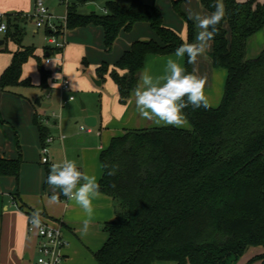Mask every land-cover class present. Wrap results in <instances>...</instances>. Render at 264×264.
Wrapping results in <instances>:
<instances>
[{"label": "trees", "instance_id": "1", "mask_svg": "<svg viewBox=\"0 0 264 264\" xmlns=\"http://www.w3.org/2000/svg\"><path fill=\"white\" fill-rule=\"evenodd\" d=\"M98 1L67 3L66 28L102 27L106 50L122 30L139 22L148 23L159 38V42L134 41L110 71L124 103L139 80L147 55L173 54L184 40L163 23L154 3L131 0L123 8L115 0H106L101 12L79 9ZM199 1L209 13L214 11L215 0ZM181 2L173 0V5L186 19V40L192 42L194 22L184 16ZM223 2L226 15L217 26L209 53L212 66L226 70L220 104L209 110L186 108L190 128L128 129L113 137L100 153L98 183L101 193L113 198L115 217L102 225L108 238L93 253L97 264H152L157 260L235 264L250 246L264 248V49L253 58L246 57L248 38L264 30V2ZM4 16L0 52L7 50L9 40L19 48L0 75V88L15 92L18 87L32 86L28 78H22V69L34 56V48H21L22 29L12 15ZM184 68L193 72L187 57ZM107 70V63L97 68L101 74ZM48 75L41 68L39 87H47ZM34 123L44 143L48 127L37 115ZM21 164L20 156L0 157V176H14L18 181ZM113 165H118V171L108 175ZM253 259L264 264V253Z\"/></svg>", "mask_w": 264, "mask_h": 264}, {"label": "crops", "instance_id": "2", "mask_svg": "<svg viewBox=\"0 0 264 264\" xmlns=\"http://www.w3.org/2000/svg\"><path fill=\"white\" fill-rule=\"evenodd\" d=\"M31 1L32 0H0V12H5L6 10H12L13 13L6 14H22L23 12H29L31 9ZM72 2L73 0H68ZM106 0H99V6H103V3ZM116 1V0H115ZM146 3H154L147 2L148 0H143ZM239 2H243L244 0H238ZM257 2L262 3L264 0H257ZM118 3V2H117ZM200 3V1H199ZM102 4V5H101ZM119 4V3H118ZM67 5V4H66ZM98 3H95V10H97ZM120 5V4H119ZM156 5V4H155ZM157 6V5H156ZM200 6H203L200 3ZM158 7V6H157ZM49 11L54 14L53 9L47 6ZM102 8V7H101ZM159 8V7H158ZM81 12L86 13L88 10L86 6L79 8ZM203 15L210 14L206 9H204ZM27 14V13H26ZM66 15V10H65ZM16 22V21H15ZM20 28L22 29L23 35L21 38V48H25L26 45L24 43V37L26 33V28L28 22H25L21 19ZM146 22H139L133 26V33L138 32L139 29H145V33L138 34L132 39L128 40V44L120 45L119 49H116V45L119 42V38L114 41L115 50L113 55L116 56L112 62L114 64L122 55V53L130 48L132 42L139 40L141 38L153 39L159 42V38L156 37L155 33L150 32L146 26H144ZM148 24V23H147ZM167 27L175 30L173 26L170 24L164 23ZM149 25V24H148ZM102 29L100 26L88 25L85 27H78L73 31L71 30L67 35L69 37H84V40H80L81 44L86 46L84 49V53L87 54L88 57L94 56V60L97 64V68L102 64L106 63L107 55L102 52V48L100 44L92 45L90 41V35L97 33L100 35V30ZM103 30V29H102ZM36 32V30H34ZM82 32L83 33L82 35ZM178 33V32H177ZM180 33V34H179ZM178 34L184 38L185 31L181 29ZM80 34V35H79ZM141 37V38H140ZM103 40H104V32H103ZM72 42V41H71ZM12 48L14 52H16L19 46L11 41ZM51 48L50 45L45 46L44 49ZM93 48H96L94 55L89 51ZM104 48L105 45H104ZM264 49V30H259L251 37L248 38L246 44V54L250 51L251 53L258 54L262 49ZM211 48L207 51L206 55L198 57L197 62L193 64V72L199 76L206 78V87L205 92L209 98L210 104L212 107H217L220 104L223 95V89L226 79V72L222 70H217L212 66L211 59L209 56ZM14 52H11L14 54ZM2 52H0L1 54ZM174 54V53H173ZM173 54L168 55H156L149 54L146 57L144 68L149 69L153 74L162 73L166 60ZM10 55V56H11ZM46 57L50 58V53H45ZM35 56V50H34ZM33 57V56H32ZM98 57V58H97ZM97 58V60H96ZM46 61V60H45ZM52 59L46 63L50 64ZM58 61L61 60L58 58ZM181 65L184 67V58L179 61ZM9 64L8 56H0V72L5 70L7 65ZM97 77L100 73L97 71ZM59 70H62L61 66ZM142 70V71H143ZM141 71V72H142ZM1 72V74H2ZM23 72V69H22ZM140 72V73H141ZM105 73L102 74L101 83L104 81ZM218 76V77H217ZM23 78V77H22ZM66 78V77H64ZM24 79V78H23ZM224 82V84H223ZM222 83V84H221ZM221 86H223L220 88ZM116 85V84H115ZM31 87H39V84H33ZM117 87V86H116ZM67 91H70L67 90ZM74 97V96H73ZM116 98L118 102H120L119 111L124 109V114L118 115L120 120L118 122L107 123L106 127L103 130L101 129V117L96 113V111H89L87 108V114L96 117V126L84 128L87 133H99L100 137L103 138V141L98 144V146H94L93 153L89 152L88 149V160L90 164V168L88 171H85L88 175H95L97 178V182L102 175V168L100 162V153L104 150L110 143V140L113 137L123 135L128 129H145L154 127L153 123L143 120L139 117L135 110V106L133 104L132 95L126 99L124 103H121L120 96L118 93V89L116 91ZM69 98V101H74ZM35 99L29 97L24 93L18 92H7L3 91L0 88V157L6 159H17L19 156L21 157L22 164L23 159L22 155H24V150L28 145L26 142L29 139L32 141V145L35 146V149L39 146V141L41 143L39 130L34 123L35 117ZM40 106V105H38ZM43 107V106H42ZM49 107V106H48ZM56 124V122H55ZM85 126V125H84ZM186 128H190V125ZM13 130L18 132L19 140L21 141V150L20 146L17 149L14 148L13 144ZM49 135L52 137V140L46 144L48 148V162H50L53 156H50V145L53 142V135ZM59 141H62L59 135L56 137ZM79 142L83 141V136H79ZM44 143H41L43 146ZM41 155V154H40ZM41 158V157H40ZM46 162L45 164H47ZM95 162L99 163L100 168L97 170ZM21 164V167H22ZM20 175V174H19ZM19 179L18 181L14 176H0V264H25L24 261L29 259V255L34 250L36 252V244L37 241L34 238H31L28 235V214L29 212L33 213L36 210H39L40 216L43 217L48 223L53 226H59L62 230V234L64 238L68 241V245L64 249L65 260L63 264H97L95 262V258L93 253L100 249L103 244L106 242L108 235L105 231L102 230V225L105 222H108L115 217V202L112 197L109 195L102 193L100 199L94 200V214L92 217V221L89 227V232L86 236H81L80 229L82 228V222L86 219V215L83 210L75 204L74 201H69L66 197H64L60 193H56L59 196L58 203H50L49 205L39 204L34 205L28 198L25 197L24 194L19 193ZM50 192V191H49ZM7 194V195H5ZM53 195V194H52ZM264 253V248L260 247L255 255H259ZM252 256V255H251ZM173 264H175L173 262Z\"/></svg>", "mask_w": 264, "mask_h": 264}, {"label": "rangeland", "instance_id": "3", "mask_svg": "<svg viewBox=\"0 0 264 264\" xmlns=\"http://www.w3.org/2000/svg\"><path fill=\"white\" fill-rule=\"evenodd\" d=\"M65 1L43 0V3L45 6H49L53 9L54 16L58 18L57 21H62L65 17ZM69 2L70 1H68V3ZM116 2H118L123 8H126L130 5L131 0H116ZM147 2H154L162 13L163 23L170 24L178 33L182 29L185 31V34L184 38H181L183 40L187 39L188 28L186 19L174 7L173 0H148ZM97 3V11L101 12L102 6H99V1ZM33 8L34 0L31 1V9L29 12H23L20 15H12V20H15L20 26L22 23L21 19L24 20L23 18L29 17L33 12ZM180 9L184 13V16L189 19L196 14L203 15L205 12L200 6L199 0H182ZM13 12L14 11L12 10H6L5 12H0V15ZM4 20H6V17H4ZM191 20L194 22L193 19ZM144 26L152 32V29L147 23H144ZM194 27L196 36L199 29L195 22ZM76 28L73 29L75 30ZM73 29H65V33H63V31L61 32L64 34V46L61 49H53L51 51L49 57L52 61L50 64H47L45 61L48 57L45 55L47 51L44 47L49 45V36L46 27H37L32 19L27 24L24 37V43L34 48L35 56L30 57L24 63L22 77L24 79L28 78L31 83L38 85L41 83V68L49 72V75L47 76V87H18L16 90L32 97L33 99L40 97L41 102L49 104V107L35 105V115H37L38 119H46L48 117L47 122L43 124L50 129V134L53 135L54 138L50 145V156H53V158L47 164L41 162L40 154L42 142L40 143V141L39 146L35 149V146L32 145V141L29 139V141L26 142L28 145L24 150V155H22L23 164L19 175V193L20 195L21 193L24 194L34 205H49L51 203L50 197L53 194V188L47 184L46 181L48 176L47 169L50 170L53 163L62 162L65 158L72 159L77 162L78 167L83 172L88 171L90 168L88 149L90 153H93L94 146H98V144L103 141V138L99 135L100 131L96 134L92 132L95 130L93 129L91 133H87L81 128V126L84 125L81 102L84 103L89 111L94 110L101 117V129L99 130H103L106 125H108L107 123L113 124L114 122H118L120 120L118 115L124 114V109L122 111H119L118 109L120 102H118V99L116 98L117 87L110 76V71L114 68V62L112 61L116 58V56L113 55L115 50L114 43L110 50L104 48L103 30L101 28H99L101 32L100 35H97V33L90 35L92 45L100 44L101 48L103 47L101 49L102 52L107 55L106 63L108 64V70L105 73L106 76L104 81L100 85H97L94 82V79L98 78V76H95L97 64L94 60V56L90 58L84 53V48L86 46L79 42L80 40H84V37H69L67 35L71 30L73 31ZM34 30H36V32ZM145 31V29L141 28L138 32L135 31L133 33V27L128 31L122 30L117 37L119 38V42L116 45V49H119L120 45L128 44V40L138 34L145 33ZM0 33H2V31H0ZM83 33L85 32H82V35ZM141 39L147 40L148 38ZM30 46H26L25 48H29ZM6 47L7 50L3 51L0 56H8V65H10L13 58V53L11 55V52H14L11 40L7 41ZM95 50L96 48H93L89 52L94 55L93 53H95ZM256 55L257 54H253L249 51L246 54V57L253 58ZM58 58L61 60L60 62L58 61ZM60 66L62 70H59ZM216 69L226 72L223 68ZM63 77H66L70 81V91H63L60 89V82ZM221 84L220 88L222 87L223 89ZM70 96H74L75 100L69 101ZM86 107L85 110L88 111ZM41 120L42 119L39 121ZM58 135L61 137L62 141H59L56 138ZM80 135L83 136L82 142L78 141ZM13 144L15 149L20 146L19 148L21 150L22 144L16 130H13ZM95 164L98 170L100 165L98 162H95ZM55 191L56 193H60L59 189H56ZM32 227L33 229L31 231L27 229L28 235L37 241L38 235L36 227ZM260 247L261 246H250L235 264H262L259 259H253L257 256L255 253ZM31 251L29 259L24 261L25 264H37V252L34 250ZM64 260L62 264L64 263ZM152 264H173V261L157 260Z\"/></svg>", "mask_w": 264, "mask_h": 264}, {"label": "clouds", "instance_id": "4", "mask_svg": "<svg viewBox=\"0 0 264 264\" xmlns=\"http://www.w3.org/2000/svg\"><path fill=\"white\" fill-rule=\"evenodd\" d=\"M214 11L208 15L196 14L194 20L199 31L192 42L184 40L175 49L173 56L167 58L160 74H153L145 68L139 74V80L132 89L133 104L139 117L160 127L177 129L189 126L185 109L203 108L209 110L212 105L206 95V78L187 72L179 62L187 57L189 64H195L198 57L206 55L212 41L218 34V25L226 15L223 0H215ZM105 167H109L105 165ZM118 165L111 166L108 175H116ZM47 184L52 186L51 203L59 200L56 189L69 201H74L86 215L80 229L81 236H86L94 214L93 201L102 196L100 184L95 175L83 172L72 159L65 158L62 162L53 163L47 176ZM7 195V194H5ZM32 223L41 225L39 210L32 213Z\"/></svg>", "mask_w": 264, "mask_h": 264}, {"label": "built area", "instance_id": "5", "mask_svg": "<svg viewBox=\"0 0 264 264\" xmlns=\"http://www.w3.org/2000/svg\"><path fill=\"white\" fill-rule=\"evenodd\" d=\"M65 1V0H64ZM66 4L68 1H65ZM4 15H0V31L4 32L6 30V23L4 20ZM37 27H46L49 30L48 42L52 49L58 50L64 46L65 39L64 34L66 28V15L62 21H57V17L49 11L47 6L44 5L43 0H34V8L32 14L29 15ZM63 31V33H61ZM48 62L49 59L46 58ZM61 90L70 89V81L67 78H62L60 82ZM73 99V96L69 97ZM42 119V123H46L48 117ZM39 119V120H40ZM81 128H88L84 125ZM52 140L51 136H47L44 145L41 147V162H48V148L47 145ZM32 214H28V230L33 229L32 226L36 227L38 242L36 246L37 252V264H62L65 259L64 249L68 245V241L64 238L62 230L59 226H53L48 223L43 217H41V225L35 226L32 223Z\"/></svg>", "mask_w": 264, "mask_h": 264}, {"label": "water", "instance_id": "6", "mask_svg": "<svg viewBox=\"0 0 264 264\" xmlns=\"http://www.w3.org/2000/svg\"><path fill=\"white\" fill-rule=\"evenodd\" d=\"M96 8L95 4L94 3H88L86 5V9L87 10H90V11H94ZM144 41H147V40H144ZM3 41L1 40L0 41V44H2ZM101 77H102V74L100 73L98 75V78L94 79V82L97 84V85H100L101 84ZM35 103L37 105H40V106H43V107H48L49 104L48 103H45V102H41V99L40 97H36L35 98ZM81 108H82V116H83V123L86 127H95L96 126V117L95 116H92V115H88L87 114V111L85 110V105L84 103L81 102Z\"/></svg>", "mask_w": 264, "mask_h": 264}]
</instances>
